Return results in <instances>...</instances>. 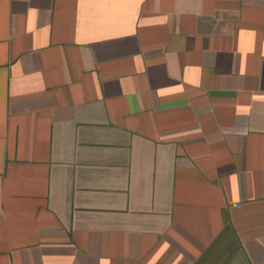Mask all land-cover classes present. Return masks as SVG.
Instances as JSON below:
<instances>
[{"label": "crops", "instance_id": "1", "mask_svg": "<svg viewBox=\"0 0 264 264\" xmlns=\"http://www.w3.org/2000/svg\"><path fill=\"white\" fill-rule=\"evenodd\" d=\"M0 264H264V0H0Z\"/></svg>", "mask_w": 264, "mask_h": 264}]
</instances>
